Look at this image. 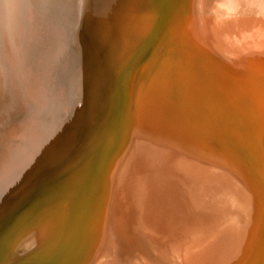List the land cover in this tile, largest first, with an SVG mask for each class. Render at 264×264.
<instances>
[{
  "label": "rangeland",
  "instance_id": "1",
  "mask_svg": "<svg viewBox=\"0 0 264 264\" xmlns=\"http://www.w3.org/2000/svg\"><path fill=\"white\" fill-rule=\"evenodd\" d=\"M81 2L73 35L84 65L76 100L84 118L72 142L63 136L17 186L26 171L20 140L50 143L54 111L35 107L28 74L39 77V64L18 23L10 28L0 10V264H69L76 254L73 264H246L264 249V0ZM182 8L183 25L173 35L171 22ZM169 36L189 42L160 57L159 45ZM8 55L18 65L12 67ZM11 67L20 95L15 105ZM105 125L110 132L97 143ZM217 157L226 163L216 165ZM216 189L223 204L236 203L242 223L208 209L201 193Z\"/></svg>",
  "mask_w": 264,
  "mask_h": 264
},
{
  "label": "bare ground",
  "instance_id": "2",
  "mask_svg": "<svg viewBox=\"0 0 264 264\" xmlns=\"http://www.w3.org/2000/svg\"><path fill=\"white\" fill-rule=\"evenodd\" d=\"M168 0H166V3H167ZM188 1V0H187ZM200 0H198V4L201 5ZM208 1V0H207ZM216 1V0H215ZM181 2V1H180ZM211 2V1H210ZM213 2V0H212ZM225 2V1H224ZM80 3L81 0H0V7H1V11L4 15V18H5V21L9 24L11 23L12 21L14 22V20L18 23V25L20 26V29H21V33H22V37H23V41L25 44H27L28 46H30V49L34 52L35 54V58L39 64V67H40V76L37 77L33 71L32 72H29L28 74V84H29V89H30V97L31 99L33 100L34 102V105L35 107L38 109V110H44V109H49V110H53L54 111V118H53V122H54V126H53V137L51 138V141L50 143H47L45 146H41L40 144H38L37 142H35L34 140H29V139H26V138H21L20 140V143L23 147V156H21V158L19 159V164L23 167H26V171L23 173V175H21V178L19 180V182L16 183L15 186H17L19 183H21V181H23L25 179V177L27 175H29L30 171H32V169L37 166L42 160H44V158L48 155V153L52 150V148L54 147V145L64 136V139L65 140V143H68V142H72V137L74 136L75 134V131L78 127V124L80 123L81 119L84 118L82 117L83 116V112H82V108H80L76 102L77 100V93H78V86H79V74H80V68L81 67V64H80V59H79V52L75 46V40H74V35H73V31H74V26H75V22H76V18H77V14L79 15L78 11H79V7H80ZM191 3V2H190ZM209 4V2H207ZM227 3V1L225 2ZM224 3V4H225ZM212 4V3H210ZM83 5V3H82ZM191 5V4H190ZM203 5V4H202ZM216 5V4H215ZM220 5V4H219ZM228 5V4H227ZM262 5V4H261ZM178 6H179V3H178ZM177 6V7H178ZM204 6V5H203ZM200 7V9L203 8ZM208 6V5H207ZM221 6V5H220ZM225 6V5H224ZM231 6H233L231 4ZM236 6V4H235ZM234 6V7H235ZM180 7V6H179ZM217 7V6H216ZM219 7V6H218ZM237 7H238V4H237ZM264 7V6H263ZM81 8V7H80ZM166 8V7H165ZM230 8V7H229ZM82 9V8H81ZM218 9V8H217ZM232 11L233 9L230 8ZM243 9V8H242ZM262 8H260L259 10H261ZM182 10H184L183 8L180 9L179 11H177L176 15H174V17L171 15V17H173V21L171 19V25L172 26V29L173 31H171L172 33H176V27H181L183 25V13H179L181 12ZM216 10V9H215ZM244 10V9H243ZM81 11V10H80ZM187 11V10H186ZM228 11V10H227ZM231 11V12H232ZM239 11V10H238ZM237 11V12H238ZM241 11V9H240ZM264 11V10H263ZM175 12V10H174ZM209 12V11H208ZM230 12V11H229ZM230 12V13H231ZM234 12V11H233ZM236 12V13H237ZM173 13V12H172ZM226 13V12H225ZM235 13V12H234ZM244 13V12H243ZM257 13V12H256ZM260 13V12H259ZM262 13V11H261ZM168 14V13H167ZM229 14V13H228ZM246 14V13H245ZM146 15V14H145ZM202 15V11H201V14ZM199 15V18H201ZM241 15H243L241 13ZM256 15V14H255ZM259 15V14H258ZM195 16V15H194ZM213 16V14H212ZM217 16V15H216ZM222 16V15H221ZM227 16V15H226ZM248 16V15H247ZM170 17V16H169ZM170 17V18H171ZM233 17V16H231ZM229 15V18L232 19ZM164 18V17H163ZM168 18V16H167ZM169 18V19H170ZM225 18V17H224ZM227 18V17H226ZM211 19V18H210ZM229 19V20H230ZM256 19V18H255ZM168 20V19H167ZM166 20V22H167ZM202 20V19H201ZM203 20H204V17H203ZM218 20H219V17H218ZM223 20V19H222ZM78 22V20H77ZM212 22V20H211ZM226 22V19L224 20V24ZM232 22V20H231ZM244 22H245V19H244ZM203 22H201L202 24ZM205 23V22H204ZM208 23V22H207ZM14 24V23H13ZM78 24V23H77ZM76 24V25H77ZM162 24H164V22H162ZM210 24V22H209ZM220 24V23H219ZM231 24V23H230ZM234 24V23H233ZM240 24V23H239ZM238 24V25H239ZM253 24H254V20H253ZM168 25H169V22H168ZM213 25V24H212ZM216 25V24H215ZM232 25V24H231ZM6 26V25H5ZM78 26V25H77ZM188 26V25H187ZM207 25H205L206 27ZM221 26V25H220ZM224 26V25H223ZM245 26V24H244ZM9 27H10V24H9ZM17 27V26H16ZM162 27V26H161ZM164 27V26H163ZM166 27V25H165ZM194 27V26H193ZM202 27V25H201ZM200 27V29H201ZM204 27V25H203ZM251 27V26H250ZM249 27V28H250ZM254 27V26H253ZM6 28V27H5ZM12 28V27H10ZM132 28V27H131ZM167 28V27H166ZM183 28V27H182ZM209 28V27H208ZM222 28V27H221ZM230 28V27H229ZM245 29L248 28L247 27H244ZM252 28V27H251ZM13 29V28H12ZM79 29V27H78ZM164 29V28H163ZM200 29L198 31H200ZM240 28H238L239 30ZM243 29V28H242ZM10 30V29H9ZM157 30V29H156ZM213 30V29H212ZM211 30V31H212ZM217 30H220V29H217ZM255 30V29H254ZM12 31V30H11ZM135 31V30H134ZM138 31V30H137ZM136 31V32H137ZM163 31V30H162ZM161 31V32H162ZM179 31V30H178ZM197 30L194 31V37L195 35L197 36L196 32H198ZM202 31V30H201ZM249 31V30H248ZM252 31V30H251ZM5 32V31H4ZM16 32V31H15ZM18 32V31H17ZM80 32V31H79ZM132 32V31H131ZM160 32V33H161ZM166 31H164L165 33ZM240 32V31H239ZM75 33V32H74ZM133 33V32H132ZM173 33V35H174ZM213 33V32H211ZM220 33V32H219ZM231 33V32H230ZM249 33H251L249 31ZM261 33V32H260ZM259 33V34H260ZM264 33V32H263ZM6 34V37H7V34L8 33H5ZM11 35V33H9ZM14 34V33H13ZM163 34V33H162ZM179 34V33H178ZM185 34V33H184ZM202 34V33H201ZM204 34V33H203ZM202 34V35H203ZM208 34V33H207ZM206 34V35H207ZM210 34V33H209ZM227 34V33H226ZM229 34V33H228ZM252 34V33H251ZM250 34V36H251ZM262 34V33H261ZM159 35V34H157ZM177 35V34H176ZM182 35V34H181ZM201 35V36H202ZM205 35V34H204ZM219 35V34H218ZM256 35V34H254ZM252 35V36H254ZM3 36V35H2ZM12 36V35H11ZM168 36V35H167ZM187 36H191V35H188ZM210 36V35H209ZM246 36V37H245ZM244 38H247V35L245 34ZM251 36V37H252ZM5 37V36H3ZM9 37V36H8ZM16 37V36H15ZM20 37V36H19ZM158 37V36H157ZM162 37V35H161ZM159 37V38H161ZM217 37V36H216ZM226 37V36H225ZM257 37L260 38V36L257 35ZM262 37V36H261ZM264 37V36H263ZM11 40H12V37H10ZM21 38V37H20ZM158 38V39H159ZM163 38V37H162ZM181 37H176V36H169L168 39L166 40H161L159 41V43L162 41V44L159 45L161 46V49H159L161 52L159 53L158 56H162L164 57L165 55H169L172 54L170 53L169 54V51L173 50H177V48L180 46V45H184L185 42H189L188 38L184 37V38H181ZM189 38H192L193 37H189ZM215 38V37H214ZM221 38V37H220ZM228 36L225 38L228 40ZM256 38V37H255ZM253 38V39H255ZM5 39V38H4ZM16 38H14L15 40ZM178 39V40H177ZM201 39V38H200ZM209 39H212V38H209ZM240 38H238L239 40ZM249 39V38H248ZM247 39V40H248ZM252 39V38H250ZM263 39V38H262ZM17 40V39H16ZM208 40V39H207ZM216 40V38L214 39ZM226 40V41H227ZM4 41V40H3ZM2 41V42H3ZM13 41V40H12ZM158 40H156L157 42ZM213 41V40H212ZM225 41V42H226ZM241 41V39H240ZM238 41V44L240 43L242 45V43ZM244 41V39H243ZM253 41V40H252ZM255 41V40H254ZM259 41V40H258ZM261 41V40H260ZM263 41V40H262ZM261 41V42H262ZM6 42V41H5ZM4 42V44H5ZM196 42V40H195ZM248 42V41H247ZM246 42V43H247ZM8 43V41H7ZM21 43V42H20ZM19 43V44H20ZM216 43V42H215ZM214 43V44H215ZM237 43V42H236ZM245 43V41L243 42ZM2 44V45H4ZM14 44H18L17 43H14ZM188 44V43H186ZM185 44V45H186ZM260 44V43H259ZM264 44V43H263ZM6 45V44H5ZM4 45V47H5ZM158 45V44H157ZM189 45H193L191 44V41H190V44ZM195 45V44H194ZM212 45V44H211ZM218 45V43H217ZM248 45L250 46V42L248 43ZM9 46V45H8ZM13 46V44H12ZM12 46H9L12 47ZM18 47V45L16 46ZM158 47V46H157ZM234 47V46H233ZM237 47V46H236ZM239 47V46H238ZM242 47V46H241ZM240 47V48H241ZM243 47H244V44H243ZM248 47V46H247ZM23 48V46H22ZM21 48V49H22ZM182 48V47H181ZM235 48V47H234ZM239 48V49H240ZM253 48H254V44H253ZM258 48V47H257ZM260 48V47H259ZM5 49V48H4ZM15 49V48H14ZM20 49V48H19ZM18 49V50H19ZM156 49V47H155ZM185 49V47H184ZM248 49H251L252 50V47L251 48H248ZM264 49V48H263ZM11 50V48H10ZM16 50V49H15ZM158 50V51H159ZM186 51L188 50L187 49V46H186ZM241 50V49H240ZM244 51V50H243ZM14 52V51H13ZM154 52V51H153ZM168 52V53H167ZM178 52V51H177ZM177 52H176V56H177ZM228 52V51H227ZM234 52V51H233ZM241 52V51H239ZM238 52V53H239ZM17 53V51H16ZM175 53V51H174ZM221 53V51H220ZM235 53V52H234ZM243 53V52H242ZM245 53H246V50H245ZM11 54V53H10ZM22 54H23V50H22ZM21 54V55H22ZM219 54V52H218ZM249 54V53H248ZM18 55V53H17ZM185 55V53H184ZM221 55V54H220ZM236 55V54H235ZM9 56V55H8ZM13 56H16V55H13ZM168 56V57H169ZM174 56V54H173ZM180 56V55H179ZM186 56V55H185ZM246 56V54L244 55ZM7 57V56H6ZM10 57V61L11 62V66L13 67L14 65V60L17 59L15 58L13 60V57L12 55L9 56ZM7 57V58H9ZM18 57V56H17ZM151 57V56H150ZM149 57V59H150ZM251 57V56H250ZM249 57V59H250ZM25 58V56H24ZM22 57V59H24ZM152 58V57H151ZM171 58V57H170ZM227 58H229L227 56ZM226 58V59H227ZM237 58V57H236ZM239 58V57H238ZM240 58H243V61H244V57L242 55V57ZM239 58V59H240ZM19 59V58H18ZM179 59V58H178ZM235 58H231V60H233ZM6 59H4V62H7V63H4L5 64H9L8 61H5ZM21 60V58L19 59ZM228 60V59H227ZM226 60V61H227ZM237 60V59H236ZM18 61V60H17ZM85 61V60H84ZM150 61V60H149ZM242 61V60H240ZM174 62V60H173ZM246 62V61H244ZM242 62V63H244ZM18 63H20V61H18ZM83 63V62H82ZM86 63V62H85ZM84 63V64H85ZM176 63V62H175ZM179 64V62H177ZM241 63V62H240ZM241 63V64H242ZM248 63V62H246ZM251 62H249L250 64ZM16 65L17 62L15 63ZM239 64V63H237ZM235 63V65H237ZM252 64V63H251ZM250 64V65H251ZM15 65V66H16ZM79 65H80V68H79ZM87 65V63L85 64ZM234 65V66H235ZM245 65V64H244ZM10 66V64L8 65ZM7 66V67H8ZM175 66V65H174ZM182 66V65H181ZM239 66V65H238ZM246 66V65H245ZM248 66V65H247ZM255 66V64H254ZM11 67V80H10V87H11V101H12V104L15 105L19 102L20 100V95L18 93V86H17V80H16V74H15V71L14 69ZM176 67V66H175ZM241 67V65H240ZM252 69L253 66L251 65ZM10 68V67H9ZM15 68V67H14ZM86 68V67H85ZM184 68V67H183ZM189 68V67H188ZM264 68V67H263ZM8 69V68H7ZM8 71V70H7ZM30 71V70H29ZM252 70L250 69V72ZM255 71V70H254ZM9 72V71H8ZM83 72V71H82ZM253 72V71H252ZM251 72V74H253ZM9 73V74H10ZM191 73V72H190ZM260 73V72H259ZM264 74V73H263ZM258 75H256L257 77ZM9 77V76H8ZM250 78V77H249ZM259 79H260V76H259ZM258 79V80H259ZM257 80V79H256ZM257 80V81H258ZM260 81V80H259ZM263 82V81H261ZM248 84V82H247ZM250 84V83H249ZM262 84V83H261ZM9 87V89H10ZM127 88V87H126ZM250 88V87H249ZM82 90V89H81ZM10 91V90H8ZM252 91V90H251ZM81 92V91H80ZM247 92V91H246ZM258 93V92H257ZM251 95V94H250ZM130 96V95H129ZM250 98V97H249ZM80 99V98H79ZM130 99V98H129ZM181 99V98H180ZM82 100V99H81ZM86 100V99H85ZM79 101V100H78ZM252 101V100H250ZM260 101V100H259ZM174 102H175V99H174ZM8 103V102H7ZM80 103V102H79ZM116 103H118L116 101V99L113 97L111 98V102H110V105H111V110L113 111ZM173 103V102H172ZM203 103V102H202ZM84 106V104H83ZM108 107V106H107ZM205 107V106H204ZM221 107V106H220ZM253 107V106H252ZM255 107L257 108V106L255 105ZM109 109V107H108ZM120 109V108H117V110ZM208 109V108H207ZM258 109V108H257ZM263 109V108H262ZM85 110V109H84ZM206 110V109H205ZM220 110V109H219ZM106 111V110H105ZM110 111V110H109ZM208 111V110H207ZM221 111V110H220ZM219 111V112H220ZM261 111V110H260ZM108 112V111H107ZM256 113V112H255ZM108 114V113H107ZM111 114V113H109ZM213 114V113H212ZM85 116V115H84ZM112 117V115H111ZM197 117V116H196ZM254 117V116H253ZM252 117V118H253ZM150 119V118H149ZM195 120V119H194ZM117 122V119L115 120ZM198 121V120H197ZM196 122V121H195ZM201 122V121H200ZM250 122V121H249ZM256 122V121H255ZM190 123V122H189ZM118 124V122H117ZM249 124V123H248ZM257 125V124H256ZM106 126V125H105ZM108 126V125H107ZM104 127L103 126V129L101 130V133H100V140L99 142L97 143H100V141H102L108 134V132H110V127ZM154 126V125H153ZM215 126V125H214ZM248 126V125H247ZM100 127V126H99ZM159 127V126H158ZM196 127V126H195ZM250 127V125H249ZM102 128V127H101ZM117 128V126H116ZM201 128V126H200ZM204 128V127H202ZM231 129V128H230ZM247 129V128H246ZM178 131V129H177ZM202 131V129H201ZM259 131V130H258ZM99 132V131H98ZM209 133V132H208ZM207 133V134H208ZM239 133V132H238ZM259 134V132H258ZM261 134V133H260ZM113 135V134H112ZM99 136V135H98ZM173 136V135H171ZM178 136V135H177ZM254 136V135H253ZM264 137V135H263ZM98 138V137H96ZM139 138V137H138ZM191 138V137H190ZM252 138V137H251ZM40 139V138H39ZM169 139V138H168ZM67 140H69L67 142ZM138 140V139H136ZM190 140V139H189ZM206 140V139H205ZM264 140V139H263ZM104 141V140H103ZM176 141V140H175ZM43 142V141H42ZM103 143V142H102ZM171 143V142H170ZM174 143V142H173ZM179 144V143H178ZM190 144V143H188ZM210 144V143H209ZM180 145V144H179ZM192 145V144H191ZM197 145V144H196ZM264 145V144H263ZM2 146V145H1ZM103 146V145H102ZM190 147V145H188ZM192 147V146H191ZM197 146H195L196 148ZM227 147V146H226ZM128 148V147H127ZM194 149V148H193ZM21 150V149H19ZM176 150V149H175ZM196 150V149H195ZM180 151V150H179ZM199 151V150H198ZM188 152H189V149H188ZM205 152V151H204ZM65 153V152H64ZM131 153V152H130ZM133 153V152H132ZM170 153V152H169ZM179 153V152H178ZM194 154V152H193ZM197 154V153H195ZM201 154V152H200ZM203 154V153H202ZM239 154V153H238ZM54 155V154H53ZM162 155V154H161ZM198 157L199 154H197ZM236 155V154H235ZM244 155V154H243ZM252 155L255 157V158H259V153L256 149H253L252 150ZM165 156V155H164ZM209 156V155H208ZM93 157V156H91ZM211 157V156H210ZM243 157V156H242ZM90 159V157H87ZM130 158V157H129ZM128 158V159H129ZM177 158V157H176ZM180 158V157H179ZM184 158V157H182ZM181 158V159H182ZM190 158V157H189ZM206 158V157H205ZM212 158V157H211ZM165 159V158H164ZM171 159V158H170ZM173 159V158H172ZM185 159V158H184ZM192 159V158H191ZM198 159V158H197ZM202 159V157L200 158ZM183 160V159H182ZM188 160V158H187ZM195 160V159H194ZM251 160V159H249ZM247 160V161H249ZM130 161V160H129ZM165 161V160H164ZM189 161V160H188ZM193 161V159H192ZM213 161L216 165H221L223 166L226 162H224L223 160H221L219 157L217 158H213ZM14 162V161H13ZM53 162V161H52ZM91 162V161H90ZM90 162H88V165H91L89 164ZM169 162V161H168ZM167 162V163H168ZM229 162V161H228ZM51 163V162H50ZM130 163V162H129ZM184 163V161L182 162ZM187 164V161L185 162ZM193 163V162H192ZM198 163V161H197ZM239 163V162H238ZM237 163V164H238ZM52 164V163H51ZM228 164V163H227ZM230 164V163H229ZM100 165V164H99ZM170 165V164H169ZM234 165V163H233ZM236 165V164H235ZM253 165V164H252ZM12 166V165H11ZM10 166V167H11ZM39 166V165H38ZM45 166V165H44ZM168 166V165H167ZM173 166V165H172ZM229 166V165H228ZM49 167V166H48ZM164 167V165L162 166ZM187 167V166H186ZM189 167V166H188ZM187 167V168H188ZM194 167V166H193ZM226 167V166H225ZM235 167V166H234ZM248 167V166H247ZM246 167V168H247ZM20 168V167H19ZM38 168V167H37ZM46 168V167H45ZM171 168V167H169ZM189 168H192L191 165ZM188 168V169H189ZM199 168V166H198ZM219 168V167H218ZM223 168V171L225 170L224 167ZM39 169V168H38ZM162 169V168H160ZM176 169V168H175ZM188 169H184V171L188 170ZM206 169V168H204ZM217 169V168H215ZM220 169V168H219ZM257 169V167H256ZM17 170V169H16ZM166 170V169H165ZM174 170V169H173ZM210 170V168H209ZM221 170V169H220ZM259 170V169H258ZM164 171V170H163ZM169 171V170H168ZM171 171V169H170ZM210 171H213V170H210ZM216 170H214L215 172ZM219 171V170H218ZM42 172V171H41ZM67 172V171H66ZM134 172V170H133ZM227 172V171H226ZM224 172V173H226ZM183 173V172H182ZM185 173V172H184ZM194 173V172H193ZM198 173V172H197ZM209 173V171H208ZM211 173V172H210ZM218 173V172H217ZM223 173V172H222ZM33 174V173H32ZM136 174V173H135ZM189 174V173H188ZM213 174V173H212ZM228 174V173H227ZM236 174V173H235ZM234 174V175H235ZM186 175V174H185ZM192 175V174H191ZM197 175V174H196ZM208 175V174H207ZM222 175V174H221ZM229 175V174H228ZM5 176V175H4ZM3 176V177H4ZM74 176V175H73ZM126 176V175H125ZM135 176V175H134ZM169 176V174H168ZM167 176V177H168ZM173 176V175H172ZM255 176V175H254ZM261 176V174H260ZM75 177V176H74ZM132 177V175H131ZM174 177V176H173ZM179 177H180V174H179ZM179 177L177 179H179ZM214 177V176H213ZM170 178V177H169ZM230 178V177H229ZM260 178V177H259ZM3 179V178H2ZM74 179V178H73ZM207 179V178H206ZM211 179V178H210ZM213 179V178H212ZM215 179V177H214ZM258 179V178H257ZM131 180V178L129 179ZM133 180V179H132ZM180 180V179H179ZM177 180V183L178 181ZM219 180V179H218ZM8 181V180H7ZM174 181V179H173ZM180 181H183V180H180ZM85 182V181H84ZM87 182V181H86ZM157 185V184H156ZM87 186V185H86ZM173 186V185H172ZM194 186V185H193ZM198 187V186H196ZM23 188V186H22ZM104 189V188H103ZM197 189V188H196ZM130 190V189H129ZM159 190V188H158ZM169 191V189H168ZM173 191V190H172ZM220 191L221 190H218L216 189L214 192H210L209 190H205L201 193L202 196L204 197H207L209 198V203H208V209L211 211V212H220V213H223L225 215H228L231 217V219L229 218V222H234V221H237V223L239 222V220L242 219V216L237 208V206L235 205L236 203H234V206L231 205V206H227L229 204H223V202L220 201V198H222L223 196L219 197L220 196ZM69 192V191H68ZM201 192V191H199ZM127 193V192H126ZM114 194V193H113ZM131 194V192H130ZM129 194V195H130ZM71 195V193H70ZM73 195V194H72ZM171 195V194H170ZM197 195V194H196ZM75 196V195H74ZM126 196V195H125ZM82 197V196H81ZM115 197V196H114ZM134 197V196H133ZM132 197V198H133ZM234 197V196H233ZM9 198V197H8ZM123 197H121L122 199ZM84 199V198H83ZM125 199V198H123ZM128 199V198H127ZM181 200H183L181 198ZM185 200V199H184ZM7 202V201H6ZM133 202V201H132ZM174 202V201H172ZM183 202V201H182ZM226 202V201H225ZM85 203V202H84ZM158 203V202H157ZM160 203V202H159ZM189 204V203H188ZM125 205V204H124ZM128 205V204H126ZM158 205V204H157ZM163 205V204H162ZM173 205V204H172ZM183 205V204H182ZM160 206V205H159ZM187 206V205H186ZM93 207V206H92ZM161 207V206H160ZM163 207V206H162ZM181 207V206H180ZM188 207V206H187ZM78 208V207H77ZM128 208V207H127ZM169 208V207H168ZM173 208V207H172ZM167 209V207H166ZM170 209V208H169ZM183 209V208H182ZM261 209V208H260ZM264 209V208H263ZM79 210V208H78ZM124 210V209H123ZM176 210V209H175ZM72 211V210H71ZM92 211V210H91ZM131 211V210H130ZM167 211V210H165ZM180 211V210H179ZM172 212V211H171ZM182 212V211H181ZM184 212V211H183ZM174 213V212H173ZM187 213V212H186ZM190 213H193L192 210ZM180 214V213H179ZM184 214V213H183ZM215 214V213H213ZM212 214V215H213ZM129 215H130V212H129ZM182 215V214H181ZM195 215V214H194ZM224 215V216H225ZM173 216V215H171ZM190 216V215H189ZM193 216V215H192ZM134 217V216H133ZM165 217V216H164ZM170 217V215H169ZM184 217V216H183ZM227 217V216H226ZM225 217V218H226ZM82 218V217H81ZM172 218V217H171ZM177 218V217H176ZM200 218V217H199ZM244 218V217H243ZM85 219V217H84ZM167 219V218H166ZM190 219V218H189ZM188 219V220H189ZM196 219V218H195ZM155 220V219H154ZM174 220V219H172ZM171 220V221H172ZM184 220V219H183ZM201 220V219H200ZM243 220V219H242ZM167 221V220H165ZM185 221V220H184ZM191 221V220H190ZM228 221V219L226 220ZM161 222V220H160ZM163 222V221H162ZM169 222V221H168ZM195 222V221H194ZM170 223H173V222H170ZM176 223V221H175ZM178 223V222H177ZM239 223H242V222H239ZM73 224V223H72ZM74 225V224H73ZM161 225V224H160ZM171 225V224H170ZM168 225V226H170ZM156 226V225H155ZM182 226V225H181ZM203 226V225H202ZM162 227V226H161ZM165 228H167V226L165 225L164 226ZM176 227V226H175ZM71 228V227H70ZM158 228V227H157ZM160 228V227H159ZM170 228H172L170 226ZM182 228V227H181ZM202 228V227H201ZM168 229V228H167ZM193 229V228H192ZM171 230V229H170ZM169 230V231H170ZM173 230V229H172ZM167 231V230H165ZM176 231V230H175ZM174 231V232H175ZM190 231V230H189ZM203 231V230H202ZM162 232V231H161ZM173 232V231H172ZM186 232V231H185ZM192 232V230L190 231V233ZM160 233V230L159 232ZM165 233V232H164ZM170 233V232H169ZM179 233V232H177ZM208 233V232H207ZM163 234V233H162ZM167 234V233H166ZM172 234V233H170ZM175 234V233H173ZM180 234H181V230H180ZM182 234H185V233H182ZM221 233H219V235H221ZM36 235V233H35ZM190 235V234H189ZM195 235V234H194ZM171 236V235H169ZM173 236V235H172ZM175 236V235H174ZM194 237V236H193ZM200 237V236H198ZM211 237V236H210ZM214 237V236H213ZM160 238V237H159ZM172 238V237H171ZM170 238V239H171ZM192 238V237H191ZM206 238V237H205ZM208 238V236H207ZM215 238H218L217 235ZM184 239V238H183ZM195 239V238H194ZM198 239V238H197ZM219 239V238H218ZM80 240V239H79ZM141 241L143 239H140ZM139 240V241H140ZM157 240V239H155ZM159 240V239H158ZM161 240V239H160ZM166 240V239H165ZM169 240V239H168ZM179 240V239H178ZM202 240V239H201ZM148 241V240H147ZM170 241V240H169ZM173 241V240H172ZM180 241H183V240H180ZM178 241V243L180 242ZM209 241V240H208ZM211 241H214V240H211ZM264 241V240H263ZM161 242V241H160ZM177 242V241H174V243ZM204 242V241H203ZM219 242V241H218ZM67 243V242H66ZM77 243V242H76ZM167 243V242H166ZM170 243V242H168ZM150 244V242H149ZM153 244V243H152ZM180 244V243H179ZM177 244V245H179ZM207 244V243H206ZM212 244V243H211ZM247 243H245L246 245ZM264 244V242H262V245ZM63 245V244H62ZM186 245V244H185ZM201 245V244H199ZM213 245V244H212ZM215 245V244H214ZM213 245V246H214ZM166 246V245H165ZM181 246V245H180ZM193 246V245H192ZM210 245H208L209 247ZM212 246V247H213ZM230 246V245H229ZM167 247V246H166ZM165 247V248H166ZM205 247V246H204ZM196 248V247H195ZM210 248V247H209ZM251 248V247H250ZM68 249V248H67ZM170 249V248H169ZM218 249V248H217ZM263 249V248H262ZM260 249V251L257 253L256 256L252 257L250 260L247 261L246 264H264V249L262 250ZM168 250V249H167ZM205 250H209V249H206ZM103 251H105L103 249ZM169 251V250H168ZM171 251V250H170ZM204 251V250H203ZM220 252V251H219ZM201 253V252H200ZM205 253V252H204ZM208 253V251L206 252V254ZM210 253V252H209ZM63 254V253H61ZM70 254V253H69ZM171 254V253H170ZM203 256V258L205 257V255ZM78 254H76L74 256V258L78 257L77 256ZM172 255V254H171ZM198 255V254H197ZM203 255V253H202ZM201 255V256H202ZM62 256V255H61ZM151 256V255H150ZM168 256V255H167ZM215 256V254L213 255ZM217 256V255H216ZM114 257V256H113ZM74 258H71L70 261H69V264H71L74 260ZM105 258V257H104ZM172 258V257H171ZM202 258V259H203ZM214 258V257H213ZM173 259V258H172ZM175 259H177L175 257ZM205 259H209V258H205ZM203 259V260H205ZM216 259V258H214ZM219 259V258H218ZM106 260V259H105ZM111 260V259H110ZM178 260V259H177ZM107 261V260H106ZM173 261H175L173 259ZM209 261V260H208ZM207 261V263H208ZM211 261V260H210ZM219 261V260H217ZM56 262V261H55ZM109 262V259L108 261ZM54 263V262H53ZM98 263V262H97ZM106 263V262H105ZM73 264V263H72ZM101 264V263H100ZM184 264V263H183Z\"/></svg>",
  "mask_w": 264,
  "mask_h": 264
}]
</instances>
